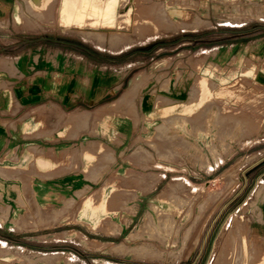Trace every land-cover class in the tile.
Segmentation results:
<instances>
[{"label": "crops", "instance_id": "crops-1", "mask_svg": "<svg viewBox=\"0 0 264 264\" xmlns=\"http://www.w3.org/2000/svg\"><path fill=\"white\" fill-rule=\"evenodd\" d=\"M50 1L42 5L51 14ZM35 14L27 0H0L1 245L74 252L80 260V233L112 242L133 221L144 195L158 186L164 151L187 157L184 165L167 162L190 173L205 172L202 152L211 172H242L246 167L239 160L255 153L248 166L264 167V138L239 143L226 124L213 128L211 120L198 129L191 119L197 108L229 106L227 96L213 102L225 82L242 81L241 93L264 86L260 30L155 36L116 52L82 37L42 34L40 25H65L51 15L38 21ZM26 22L42 30L27 31ZM203 50V60L189 62L191 53ZM144 164L154 168L150 176L141 170ZM80 190L86 194L82 202ZM100 200L105 205L96 208ZM248 220L250 235L264 242V192ZM55 234L62 235L55 240L61 243L24 240Z\"/></svg>", "mask_w": 264, "mask_h": 264}, {"label": "rangeland", "instance_id": "rangeland-1", "mask_svg": "<svg viewBox=\"0 0 264 264\" xmlns=\"http://www.w3.org/2000/svg\"><path fill=\"white\" fill-rule=\"evenodd\" d=\"M44 1L46 0L36 4L33 0H27L33 12L37 13L35 15L38 21L44 22L50 15L54 21L57 20L61 0H51L48 3L52 9L51 14L45 13L42 5ZM111 1L117 2L116 14H131V25H128L129 22L125 25L127 30L112 31L102 25L88 28L97 31L94 32L71 29L74 28L72 26L47 28L40 25L46 30L42 34L82 37L100 48L116 52L131 44L144 42L140 39L142 33H146L148 39L196 33H206L205 37H213L220 36L226 29L260 30V34H264V0H230L231 3L227 0H124L122 5L120 0ZM175 9L178 10L176 15ZM51 25L55 26L54 23ZM170 26H189L190 29L182 28L179 30L181 33L169 35L163 28ZM22 27L30 32L40 29L39 25L30 22L24 23ZM124 32L134 33L139 39L130 42L124 37ZM263 49L264 45L261 52ZM205 55L204 50L193 52L188 60L195 65ZM241 83L236 79L225 82L223 91L218 92L213 102H220L227 96L230 99L229 106L223 109L197 108L191 114L193 124L198 129H203L213 120V128L220 127L221 123L226 124L230 138L236 142L249 144L254 140H263L264 126L260 123L264 118V86L262 84L259 88L246 89L241 93L237 91L242 88ZM200 84L206 85V79L202 78ZM255 156L256 153L239 160V164L246 167L242 172L230 170L220 174L210 171L209 160L202 152L201 166L203 164L205 172L190 173L188 168H183L188 163L187 157L164 151L161 158L166 161V165L157 162L164 168L159 170L162 179L155 189L144 195L133 221L112 242H99L80 233V260L74 252L73 255L70 252L46 254L29 248L0 244V264H260L262 260L264 264V242L253 238L248 230V217L252 220L264 192V167L248 166L256 160ZM150 159L153 158L149 157L148 164H151ZM167 161L181 162L183 165L180 166L181 169H176V166ZM148 164L142 165L141 170L150 176L147 171L154 168L152 164ZM257 188L259 189L254 194ZM147 189L148 187L144 188ZM85 197L84 190H80V201ZM87 201L89 198L86 203ZM102 205L105 203L100 200L96 208ZM124 207L129 212L134 210L132 206ZM100 227L112 230L108 225ZM85 233L88 236L91 234L88 231ZM49 236L37 237L41 241H29V238L24 240L38 244L62 242L55 241L62 238L61 234H55L53 239H49ZM70 244L73 243L70 241Z\"/></svg>", "mask_w": 264, "mask_h": 264}, {"label": "bare ground", "instance_id": "bare-ground-1", "mask_svg": "<svg viewBox=\"0 0 264 264\" xmlns=\"http://www.w3.org/2000/svg\"><path fill=\"white\" fill-rule=\"evenodd\" d=\"M119 3L122 5L124 3V0H120ZM115 9H116V3L112 2L111 0L109 1L108 0H61V6L58 11V19L64 23L65 28H71V26H74V28L71 29H76L81 31L97 32L96 30L88 29L91 27H95L97 25H102L112 31L114 30L116 31L117 29L119 31L127 30L128 27H125V25L128 22H129L128 25H131V19H129L131 14L130 13L116 14ZM113 26H115L114 29ZM190 27L192 28V26ZM182 28H186V27H182ZM182 28L170 26L166 29L164 28L163 30L167 34L172 35L174 33L179 32V30ZM124 33H125L124 37L128 39V41L130 42L137 41L139 39L136 35H134V33H129V32L128 33L124 32ZM152 34L153 33H151V35ZM140 37H141L140 38L141 41H146L148 40L149 36H147L146 33H142Z\"/></svg>", "mask_w": 264, "mask_h": 264}]
</instances>
